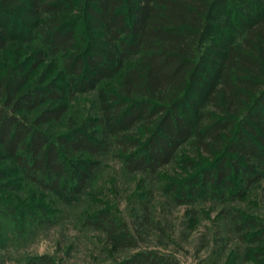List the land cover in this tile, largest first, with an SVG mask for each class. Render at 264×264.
<instances>
[{
    "label": "trees",
    "instance_id": "1",
    "mask_svg": "<svg viewBox=\"0 0 264 264\" xmlns=\"http://www.w3.org/2000/svg\"><path fill=\"white\" fill-rule=\"evenodd\" d=\"M14 29L28 36L26 45ZM32 41L31 67L1 59L12 46L23 53ZM56 54L71 79L86 70L95 77L112 74L102 87L98 117L70 114L59 104L67 89L55 80L28 84L30 72ZM110 149L118 151L125 172L155 181L172 165L183 174L194 170L163 186L179 204L205 198L231 203L260 183L264 0H0V190L24 183L61 193L74 207L99 167L82 157ZM82 164L87 170L77 178ZM20 209L28 219L25 227L15 225L17 237L57 219L50 208ZM17 210L0 196V218L15 220ZM222 212L241 237L259 230L251 241H260L256 254H264L263 224ZM148 219L133 212L127 220L109 208L80 223L102 234L104 250L116 256L109 264H180L170 253L139 247ZM5 243L0 236V256ZM20 263L71 264L48 254Z\"/></svg>",
    "mask_w": 264,
    "mask_h": 264
},
{
    "label": "rangeland",
    "instance_id": "2",
    "mask_svg": "<svg viewBox=\"0 0 264 264\" xmlns=\"http://www.w3.org/2000/svg\"><path fill=\"white\" fill-rule=\"evenodd\" d=\"M81 27L79 25L77 29ZM228 28L221 29L230 33ZM20 30H15L13 36L24 41V46L28 36L26 40ZM21 49L20 46H12L1 59L10 63L18 58L25 69L31 67L34 59L28 56L36 51L37 46L32 41L30 48L26 46L23 53ZM61 60L57 54L45 56L43 62L30 72L28 84L40 77L47 81L55 80L58 87L67 89L59 104L65 105L70 114L80 118L89 112L98 117L101 114L102 89L110 85L112 74L101 73L95 77L93 71L86 70L78 79H71L61 68ZM55 128L62 129L61 125ZM82 158L96 161L99 167L79 192L81 199L74 207L67 204L61 193L43 192L24 183L17 184L12 192L0 190V196L19 207L15 220L11 219L12 216L0 218V236L6 241L0 264H23L20 261L40 254L71 264L111 263L116 256L104 250L102 234L80 223L83 216L109 208L127 220L131 219L133 212L149 215L139 247L170 253L180 264H264V254H256L261 242L252 244L251 241L260 231L251 229V234L245 232L241 237L232 219L222 212L233 211L244 218L252 216L264 226V178L244 197L231 203L205 198L179 204L169 198L162 190L163 186L172 181L170 178L180 182L194 170L183 174L172 165L161 173V181H155L141 174L125 172L116 149L96 158L87 155ZM86 170L85 164L76 168V177L85 174ZM24 205L34 212L39 207L50 208L56 212L57 219L29 231L28 235L17 237L15 225L19 221L20 227H25L28 219L26 212L20 209Z\"/></svg>",
    "mask_w": 264,
    "mask_h": 264
}]
</instances>
